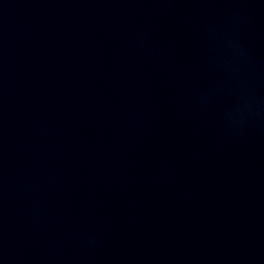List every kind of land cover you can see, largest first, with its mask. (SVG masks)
<instances>
[{"label":"water","instance_id":"1","mask_svg":"<svg viewBox=\"0 0 264 264\" xmlns=\"http://www.w3.org/2000/svg\"><path fill=\"white\" fill-rule=\"evenodd\" d=\"M0 264H264V0H0Z\"/></svg>","mask_w":264,"mask_h":264}]
</instances>
